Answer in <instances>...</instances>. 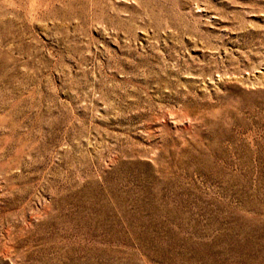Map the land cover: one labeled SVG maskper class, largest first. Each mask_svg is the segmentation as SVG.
I'll use <instances>...</instances> for the list:
<instances>
[{
	"label": "rangeland",
	"instance_id": "obj_1",
	"mask_svg": "<svg viewBox=\"0 0 264 264\" xmlns=\"http://www.w3.org/2000/svg\"><path fill=\"white\" fill-rule=\"evenodd\" d=\"M0 264H264V0H0Z\"/></svg>",
	"mask_w": 264,
	"mask_h": 264
}]
</instances>
